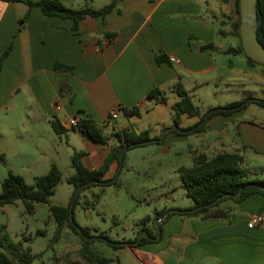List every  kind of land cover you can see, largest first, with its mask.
<instances>
[{
    "label": "crops",
    "instance_id": "crops-1",
    "mask_svg": "<svg viewBox=\"0 0 264 264\" xmlns=\"http://www.w3.org/2000/svg\"><path fill=\"white\" fill-rule=\"evenodd\" d=\"M62 1L73 8H101L111 0ZM234 1L119 0L105 19L87 17L76 27L73 19L48 16L40 7H30L26 2L0 0V54L10 48L0 71V162H7L13 149L22 158V140L27 137L25 140L44 155L52 150L58 153L64 141L70 153L85 151V164L98 168L116 139L111 137L109 143L94 141L70 120L91 117L105 126L107 135L124 127L140 132L148 130L139 129L137 122L148 102L157 110L151 122L169 128L166 119L174 120L172 106L180 99L176 84H184L188 77L197 87L203 82V73L223 72L213 61V53L216 49L227 52L217 42L234 36L228 33L232 27L229 29L224 19ZM27 14L28 19L20 27L19 20ZM220 30L228 34L224 36ZM209 43H214L215 48L204 49L203 45ZM157 56L162 62L157 61ZM172 56L181 62H171ZM57 62L73 66L74 70L59 71L55 68ZM241 62L249 69L264 72L262 64H250L245 55ZM154 88L161 89L167 101L148 97ZM170 92L177 94L172 102L167 95ZM249 103L251 100L247 106ZM125 106H138L140 114L127 115L120 109ZM245 109L213 115L205 128L194 134L200 139L213 132L222 135L203 142L202 149L190 146L192 158L198 153L213 156L238 152L245 163L248 147L264 152V126L258 129L255 123L242 119ZM113 110H118V117L110 119ZM196 118L185 125L180 122V126H193L199 121ZM56 119L65 128L64 133L54 129L52 122ZM22 125L26 132L23 135ZM11 129L17 131L14 142L10 141ZM234 129L237 136L229 135ZM149 130L151 133L152 128ZM187 137L185 133L168 131L164 139L175 142ZM53 162L56 163L51 161L50 165ZM117 167L118 162H113L106 178L112 179ZM218 207L226 210L228 217L212 220L202 215L168 216L159 239L151 237L140 246L124 245L113 250L111 264H264V223L248 226L250 214H264V196L253 194L241 202L227 199ZM163 208L168 205L156 207L153 215H148L146 227L151 228L153 218ZM142 226L137 227V233ZM69 257L72 260L64 264L78 258L75 254Z\"/></svg>",
    "mask_w": 264,
    "mask_h": 264
},
{
    "label": "rangeland",
    "instance_id": "rangeland-1",
    "mask_svg": "<svg viewBox=\"0 0 264 264\" xmlns=\"http://www.w3.org/2000/svg\"><path fill=\"white\" fill-rule=\"evenodd\" d=\"M96 3L102 2L97 1ZM233 8L228 10L229 17H224L229 29L236 18ZM217 43H222L227 50L231 46L240 47L241 39L234 35L223 38ZM213 58L218 69H222L221 74L203 73V82L197 87L188 77L184 81L185 87L202 113L249 96L264 100V72L260 73L243 65L241 62L244 58L243 54L220 53L216 49ZM167 95L169 102L177 97L174 92ZM250 99H246L244 103L247 104ZM153 106L152 102H148L147 106L141 109V119L137 122L141 130L152 128L150 134L154 137L162 135L168 127L163 128L164 124L151 122V118L157 112L152 109ZM242 112V119L255 123L258 129L262 128L261 125L264 126V107L257 103H249ZM166 113L167 109L163 110V114L166 115ZM19 115L22 116L23 112ZM196 119V117L182 115L180 122L181 125H185ZM166 121L171 125L170 127L176 125L173 118L166 119ZM21 129L22 135L25 134L23 125ZM40 132L43 130L40 129ZM16 135L17 131L11 129L10 141L14 142ZM219 135L222 134L213 132L205 139H200L196 134H189L188 139L182 141L172 142L164 139L159 143L153 141L128 149L124 166L116 178L117 184L104 188L93 186L81 193L80 202L74 206L73 210L75 222L92 230L106 232L112 240L119 237L129 239L137 235L136 229L141 225L142 219L153 215L156 207L159 208L163 204H167L168 208L173 206L170 209L189 207L194 202L187 195L178 170L181 166H193V158L189 152L190 146L202 149L203 142L215 140ZM229 135L237 136L235 129ZM26 138L22 140V158L19 152L13 149L7 162H0V192L2 182L8 176L9 171L22 175L28 183H33L36 176L49 171L51 161H56L62 170L63 178L51 197V203L70 206L74 186L67 179L74 173L73 152L70 153V149L63 141V144L60 143L58 153L52 150L51 153L44 155L32 147V144L25 140ZM48 158H54V160H48ZM244 168L248 172L249 179L264 180V152L248 147ZM94 195H99V198L95 199ZM86 199L92 203L88 207ZM1 226H5L4 232L14 242H22L24 248L31 247L32 252L37 255L33 264H57L62 261V257H65L62 262L64 264L72 260L68 258L69 254H75L78 257L76 262L81 263L80 237L70 228L64 229L60 241H53L57 223L50 211V204H39L34 212H29L21 200L6 205L0 211ZM151 228L154 229L153 222ZM93 245L106 257H112L113 250H115L100 239L94 240Z\"/></svg>",
    "mask_w": 264,
    "mask_h": 264
},
{
    "label": "trees",
    "instance_id": "trees-1",
    "mask_svg": "<svg viewBox=\"0 0 264 264\" xmlns=\"http://www.w3.org/2000/svg\"><path fill=\"white\" fill-rule=\"evenodd\" d=\"M8 1H23L30 5V7H40L44 14L48 16H59L62 18H71L74 20L76 27L79 25L80 21L87 17H102L105 19L107 14H109L114 7L117 5L119 0H111L108 4L101 8L93 7H82L73 8L67 6L62 0H8ZM234 12L236 13V18L232 23V30L228 32L229 34L237 35L240 39V0L234 1ZM257 11L259 25L257 30V35L259 41L264 45V0H257ZM29 14L24 18L19 20L20 27L28 19ZM222 35H227L223 30H220ZM107 35H112L107 33ZM203 48L214 49V43L204 44ZM10 48L6 49L0 54V71L2 68L3 61L8 55ZM227 52L239 54L243 53L250 64H260L250 57H248L241 45L238 48L229 47ZM157 61L162 62L161 56H157ZM263 65V64H262ZM55 68L59 71H69L74 70L73 66H68L63 63L57 62ZM175 90L180 97L172 108L174 110V122L180 126V118L182 115H188L189 117H198L199 121L190 127H181L180 129H191L197 126L205 117L207 112L202 113L200 107L194 102L193 97L190 95L189 91L182 82L176 84ZM148 97L157 98L162 102L167 101L165 93L159 89L154 88L148 93ZM251 98V103H257L258 105L264 107V100L255 97H246L240 101H233L225 104L223 107L225 109L217 110L211 113L203 125L198 127L196 130L185 133L187 135L194 134L202 131L205 128L206 122L216 114H231L235 111L245 109L247 104L244 101ZM122 109L127 115L140 114L138 106L132 107H122ZM52 125L57 133L61 134L65 132V128L62 126L59 120H54ZM80 130L83 135L90 137L94 141H100L104 143H109L111 137L116 139V142L111 145L110 152L105 158L103 164L95 169L89 168L83 161V156L86 154L85 151H76L72 156V166L74 167V173L68 177V182L74 186V192L71 200L74 196L77 187L94 181L81 189L78 199L75 203L80 202L81 193L93 186H100L104 188L105 186L111 184H117V180L107 182L109 178H106L107 172L110 170L111 165L115 161H119L121 152L124 148L130 149L139 145L142 141H147L151 139H159L161 135L151 136L150 130L136 131L131 127H124L122 129L114 130L111 135H107L104 132V125L99 124L91 117H79L78 124L75 126ZM178 134H184L178 129L170 130ZM159 143V141L156 140ZM138 143L134 146L132 144ZM126 150V151H127ZM126 157V153H125ZM124 157V159H125ZM194 164L193 166H181L179 168L180 177L184 183L187 195L194 201V205L191 207H196L198 205H206L201 209L195 210L191 213L186 212H171L169 216L178 214L180 216L184 215H202L204 219H221L228 217V212L224 209L218 207L219 203L230 199L236 202H241L245 200L248 196L253 194H261L264 196V180L263 179H249L248 172L243 166L244 159L243 156L238 152H220L213 156H209L206 153H198L193 156ZM124 166V162H123ZM115 176V175H114ZM113 176V177H114ZM112 177V178H113ZM63 174L60 167L53 162L50 165V169L47 173L38 175L35 177L33 183H28L26 179L19 174L9 171L8 176L2 182V190L0 192V211L6 205L14 204L21 200L25 204L29 212H34L35 208L39 204H50V211L56 220L57 227L55 235L53 238L54 242L60 241L63 235V231L66 227L70 228L80 237L81 247L79 249V256L84 262V264H111L112 258L106 257L94 247V241H87L84 235L87 236H100L102 242L107 243L109 246L115 250L123 248V244H112L107 242L105 239L112 240L106 232L99 230H92L89 227H81L79 231L70 218L69 206H63L60 204L51 203V197L55 193L57 185L62 181ZM241 189L242 195L239 198L223 197L215 202L220 196L226 193H238ZM95 199L99 198V195H94ZM86 206H90L92 203L86 199ZM215 202V203H214ZM74 205V206H75ZM74 210V207H73ZM170 210V208H163L159 210L157 215L153 218L154 229L146 227V223L150 221V216H146L142 219V228L137 233V236L133 239L122 240V241H135L138 239L142 231H147L149 237H143L138 243V246L150 241L151 237H156L158 234L155 220L161 217L165 212ZM185 210V209H182ZM74 217V212H73ZM5 226L0 227V264H32L36 259V254L32 252L31 247L24 248L22 242H14L11 237L4 232ZM105 238V239H104ZM120 241V240H112ZM137 246V245H136ZM72 264H80L78 262H73Z\"/></svg>",
    "mask_w": 264,
    "mask_h": 264
},
{
    "label": "water",
    "instance_id": "water-1",
    "mask_svg": "<svg viewBox=\"0 0 264 264\" xmlns=\"http://www.w3.org/2000/svg\"><path fill=\"white\" fill-rule=\"evenodd\" d=\"M240 14H241L240 36L242 39V46L244 48V51L248 57H250L254 61L264 65V45H262V43L259 41L258 35H257V30H258V25H259L258 11H257V0H240ZM220 109H225V108L223 106H219V107H215V108H212L211 110H209L207 112V114L205 115L204 119L197 126L191 128V129H186V130L180 129V126L176 124L173 127L166 128L162 132V135L159 139H151V140H147V141H142V142H140V144H148V143L156 141V140L157 141H163L165 136H166V133L172 129H178L183 133L192 132V131L196 130L198 127H200L201 125H203L211 113H213L217 110H220ZM136 144H138V143L132 144L131 146H134ZM126 150H127V148H124L121 152V156H120V159L118 161V167H117V170L115 172V176L112 179L107 180V182H111L117 178V176H118V174H119V172L123 166ZM92 182H94V181L85 183V184L77 187V189L75 190L74 196L71 200V204L69 206L71 221L74 223L75 227L79 231H81V227L74 220L73 207H74V205L78 199V196L81 192V189L83 187L87 186L88 184L92 183ZM242 191H243V189H241L238 193H226V194L220 196L215 202H217L219 199H221L223 197L239 198L242 195ZM204 206H206V205H198L196 207L185 209V210L170 209L167 212H165L161 217L157 218V220H156L155 224L157 227L158 234L155 237V239L160 238L161 231H162V223L168 218V216L171 212L176 211V212L191 213L195 210L203 208ZM143 237H149V234L147 231H143V233H141L139 235L138 239L135 241H132V242H129V241H112L109 239H105V238L104 239L107 242H110L112 244H123L126 246H136V245H138V243L141 241V239ZM84 238L87 241H94V240L100 239L102 237L96 236V235H94V236L84 235Z\"/></svg>",
    "mask_w": 264,
    "mask_h": 264
},
{
    "label": "built area",
    "instance_id": "built-area-1",
    "mask_svg": "<svg viewBox=\"0 0 264 264\" xmlns=\"http://www.w3.org/2000/svg\"><path fill=\"white\" fill-rule=\"evenodd\" d=\"M170 61L174 62V63H180L181 62V60L178 57H175V56L170 57ZM117 117H118V110H113L110 113V119H115ZM78 120H79V118H72L70 120V122H71V124L73 126H76L78 124ZM249 219H250V222L248 223V226L250 228H253L256 225L264 223V214L252 213V214H250Z\"/></svg>",
    "mask_w": 264,
    "mask_h": 264
}]
</instances>
